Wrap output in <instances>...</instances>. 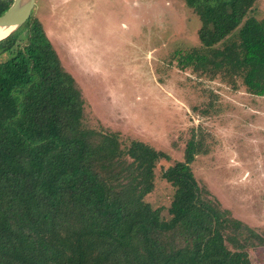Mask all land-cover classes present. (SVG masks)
<instances>
[{"label":"trees","instance_id":"trees-1","mask_svg":"<svg viewBox=\"0 0 264 264\" xmlns=\"http://www.w3.org/2000/svg\"><path fill=\"white\" fill-rule=\"evenodd\" d=\"M182 1L202 23L183 67L241 78L264 96V20L249 16L257 0ZM12 3L0 0V16ZM23 27L0 42L9 55L0 62V264H252L264 232L196 182L203 140L194 136L166 173L177 213L161 221L144 204L150 147L82 127L76 79L41 21L31 15Z\"/></svg>","mask_w":264,"mask_h":264},{"label":"rangeland","instance_id":"rangeland-1","mask_svg":"<svg viewBox=\"0 0 264 264\" xmlns=\"http://www.w3.org/2000/svg\"><path fill=\"white\" fill-rule=\"evenodd\" d=\"M249 16L264 20V0ZM32 17L82 92V127L150 147L153 183L144 204L161 221L177 213L166 173L184 161L195 136L209 150L193 161L196 182L264 232V96L249 94L241 78L183 67L182 55L201 45L192 9L182 0H36ZM250 256L264 264V247Z\"/></svg>","mask_w":264,"mask_h":264},{"label":"water","instance_id":"water-1","mask_svg":"<svg viewBox=\"0 0 264 264\" xmlns=\"http://www.w3.org/2000/svg\"><path fill=\"white\" fill-rule=\"evenodd\" d=\"M36 0H13L7 11L0 16V42L17 32L29 20Z\"/></svg>","mask_w":264,"mask_h":264}]
</instances>
